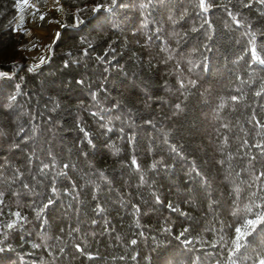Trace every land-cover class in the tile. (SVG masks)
Returning <instances> with one entry per match:
<instances>
[{
	"label": "trees",
	"instance_id": "obj_1",
	"mask_svg": "<svg viewBox=\"0 0 264 264\" xmlns=\"http://www.w3.org/2000/svg\"><path fill=\"white\" fill-rule=\"evenodd\" d=\"M22 2L0 0V264H228L262 210L246 206L264 204V65L245 34L264 44V4L61 0L31 72L11 29ZM247 239L237 264H259L264 232Z\"/></svg>",
	"mask_w": 264,
	"mask_h": 264
},
{
	"label": "snow or ice",
	"instance_id": "obj_2",
	"mask_svg": "<svg viewBox=\"0 0 264 264\" xmlns=\"http://www.w3.org/2000/svg\"><path fill=\"white\" fill-rule=\"evenodd\" d=\"M259 3L264 4V0H258ZM116 0H112V4L115 5ZM23 5L25 6H29V7H34L33 5L29 4V0H23ZM200 9L204 12H207L209 7H211L210 4L206 3V0H199V5ZM246 7L250 6V5H245ZM19 7V5H18ZM146 7V5H145ZM97 8H93V11H96ZM21 11H23V8H21ZM37 11H39V9H37ZM229 15L232 17V21L237 25L240 26L241 25V21L239 19H237L236 15H233L231 12H229ZM262 15H264V13H262ZM21 21H23L24 17L21 16L20 17ZM40 19L43 20L44 19V15L41 14L40 15ZM77 24H81L84 21L79 19L78 16L75 17ZM248 31L245 33L248 36V45H249V52L251 55V59L253 62H258L261 65H264V44H261L258 48L257 46V32L252 30V26L251 25H246ZM196 29H193V31H195ZM264 34V33H262ZM58 35V34H57ZM41 63H43V58H41ZM29 71H32V69L30 68ZM191 84H194V81H190ZM19 87V85L17 86ZM181 87H185L184 83L181 81ZM262 91H264V86H262ZM260 92H257L256 95H260ZM13 99H15V97H13ZM239 98L236 96L232 97L233 101L238 100ZM221 107H223V105H221ZM177 109H180V104L176 105ZM257 125L259 126V128L261 129L260 135L264 136V123L257 121L256 122ZM87 133H85V136L87 137ZM225 142H227V138H225ZM89 144L92 143L91 140L88 141ZM256 147L262 148L264 149V145L261 144H257ZM176 149L173 148V151H175ZM132 165L136 167L137 170H139V165L137 164L136 158L133 157L132 161H131ZM221 163H223V161H221ZM65 167H67V165H65ZM153 168L156 167V164L154 163L152 165ZM49 165L45 164L43 166V168L41 169V173H44L45 169H48ZM101 177H104V173H100ZM261 176H264V173H261ZM141 182H144V177L141 176L140 177ZM25 187H28L27 185H25ZM53 191H55V188H53ZM236 191H239V189H237ZM3 194L0 193V196H2ZM256 194L253 193V196H255ZM262 200H264V197H261ZM159 200V198L157 197V201ZM2 202V201H0ZM52 201L49 200L48 204L44 205V208H47L49 204H51ZM253 208H260L262 209L259 212H256L252 218H247L244 220L243 224L239 227L235 228V237L231 240V247L229 248L228 251V264H237V260L235 259V257H237V254L240 253V250L242 248H246L247 243H248V237L250 235H252V233H254L258 227H260L261 232H264V204H256V203H250L249 205L246 206L245 211L247 213H252ZM43 211V209H41V212ZM139 211V209H137V212ZM12 215L15 217L14 220H12L11 222H8L4 225V227L6 229H13L17 226L18 222L20 221H26V217H23L21 215L20 212H15L12 213ZM37 215L39 216L40 213H37ZM132 244H136V240H132L131 241ZM185 243H190V241H185ZM33 247H39V245L34 244ZM3 249H0V251H2ZM77 250L78 251H83L82 248H80L79 245H77ZM91 258V257H89ZM259 264H264V258H261L259 260Z\"/></svg>",
	"mask_w": 264,
	"mask_h": 264
},
{
	"label": "bare ground",
	"instance_id": "obj_3",
	"mask_svg": "<svg viewBox=\"0 0 264 264\" xmlns=\"http://www.w3.org/2000/svg\"><path fill=\"white\" fill-rule=\"evenodd\" d=\"M29 4L34 7L22 4L19 8L18 15L19 22L30 28V32L23 45L24 53L30 63H41V58L44 60L50 52L52 43L59 30L60 22L51 7L41 9L32 1H30ZM21 8H23V11H21ZM37 9H39V11H37ZM41 14L44 15L43 20L40 19ZM21 16L24 17L23 21L20 19ZM14 31L16 32L15 29Z\"/></svg>",
	"mask_w": 264,
	"mask_h": 264
},
{
	"label": "rangeland",
	"instance_id": "obj_4",
	"mask_svg": "<svg viewBox=\"0 0 264 264\" xmlns=\"http://www.w3.org/2000/svg\"><path fill=\"white\" fill-rule=\"evenodd\" d=\"M32 1L36 6H38L39 8L41 9H47L49 7H51L54 11V14L55 16L57 17L58 21L61 23V24H64V20H65V8L64 6L62 5L61 3V0H44L43 4L40 6L35 0H29V2ZM23 4L22 3H19V7L17 5V15H16V20L14 21V24H13V29H17L16 31L18 32H15L16 36L19 37L20 39V42H19V45H18V52H19V55H21L22 58H25V53L24 51L21 49L22 47V42L23 40L25 41L26 37L28 36L29 32H30V28L26 25H22L19 20H18V15H19V8L20 6ZM17 23V24H16ZM19 27V28H18ZM28 62V58H25ZM26 62V64H27Z\"/></svg>",
	"mask_w": 264,
	"mask_h": 264
},
{
	"label": "water",
	"instance_id": "obj_5",
	"mask_svg": "<svg viewBox=\"0 0 264 264\" xmlns=\"http://www.w3.org/2000/svg\"><path fill=\"white\" fill-rule=\"evenodd\" d=\"M64 28V25L63 24H59V30L57 32L58 35H56L55 37V40L53 41L52 43V46H51V49H50V52L47 54V56L44 58L43 60V63H30V61L28 60L27 64L25 65L28 69H32L31 72H38L40 71L51 59V56H52V50H53V47L55 46V43L60 35V32L62 31V29ZM12 31L14 32V29H13V26H12ZM15 33V32H14ZM24 40L22 42V47L21 49L24 51ZM26 58V57H25Z\"/></svg>",
	"mask_w": 264,
	"mask_h": 264
},
{
	"label": "clouds",
	"instance_id": "obj_6",
	"mask_svg": "<svg viewBox=\"0 0 264 264\" xmlns=\"http://www.w3.org/2000/svg\"><path fill=\"white\" fill-rule=\"evenodd\" d=\"M18 4H19V3H18ZM18 4H17V5H18ZM16 10H17V6H16ZM15 20H16V19H15ZM13 24H14V23H13ZM13 24H12V26H13ZM12 26H11V29H12ZM13 33H14V32H13ZM14 34H15V33H14ZM25 65H26V64H25Z\"/></svg>",
	"mask_w": 264,
	"mask_h": 264
}]
</instances>
